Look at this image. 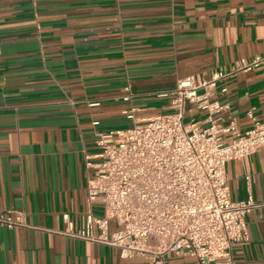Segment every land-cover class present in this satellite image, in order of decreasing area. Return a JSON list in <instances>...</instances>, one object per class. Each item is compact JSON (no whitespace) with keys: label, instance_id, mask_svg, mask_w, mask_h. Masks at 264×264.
<instances>
[{"label":"crops","instance_id":"obj_1","mask_svg":"<svg viewBox=\"0 0 264 264\" xmlns=\"http://www.w3.org/2000/svg\"><path fill=\"white\" fill-rule=\"evenodd\" d=\"M263 53L264 0H0V214L21 212L27 223L0 225V264H149L74 236L89 212L105 215L89 202L85 157L100 152V135L172 111L181 80ZM211 93L223 126L250 130V112L264 123V64ZM208 116L189 103L185 122L209 126ZM226 173L231 200L257 205L234 260L264 264V146ZM118 230L110 221L109 234Z\"/></svg>","mask_w":264,"mask_h":264},{"label":"built area","instance_id":"obj_2","mask_svg":"<svg viewBox=\"0 0 264 264\" xmlns=\"http://www.w3.org/2000/svg\"><path fill=\"white\" fill-rule=\"evenodd\" d=\"M263 64L264 53L237 61L229 72H213L209 79H183L174 91L172 111L100 135V152L87 155L85 166L89 202L99 200L105 215L89 212L85 231L74 236L116 247L122 258L146 257L149 264H166L170 254L190 256L192 264H236L234 246L249 241L247 216L257 205L252 198L231 200L226 166L264 146V123L250 112V130L242 132L233 120L223 126L215 118L223 107L210 98L221 80ZM200 89L206 92L199 94ZM189 103L208 111L209 126L185 122ZM126 114L134 120L133 110ZM112 220L119 230L110 235ZM0 225L26 227L25 214H0Z\"/></svg>","mask_w":264,"mask_h":264}]
</instances>
